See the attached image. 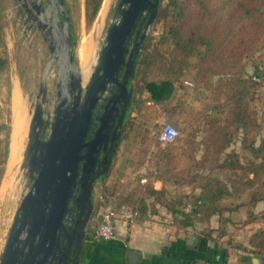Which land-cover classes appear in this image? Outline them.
I'll list each match as a JSON object with an SVG mask.
<instances>
[{
	"label": "trees",
	"instance_id": "1",
	"mask_svg": "<svg viewBox=\"0 0 264 264\" xmlns=\"http://www.w3.org/2000/svg\"><path fill=\"white\" fill-rule=\"evenodd\" d=\"M84 3L85 19L90 24L101 0H85ZM147 15L148 12L142 14L140 19H146ZM168 16H171L169 23L166 21ZM154 19L156 22L163 20L157 46L163 44L165 49L161 51L157 47L156 52L151 51L149 36L137 59L132 79L141 74L144 86L157 105L167 102L174 81L180 82L184 72L192 67L197 83L206 90L207 101L200 109L186 105L183 100L173 105L165 104L163 111H170L182 127L173 141L163 142L165 146L156 151L162 167L152 172L163 182L194 184L199 192L192 193L193 201L190 202L187 195L171 197L167 189H155L151 183H145L146 193L154 197V203L164 205L174 221L183 227L192 225L195 215L209 219L217 214L221 222L229 221L228 216L222 215L223 211L237 208L224 207L220 202L227 196L242 193L248 196L244 203L248 209L243 224L264 220V207L259 211L252 210L257 202L264 201V134L256 142L262 126L251 105L264 79V55L261 53L264 0H167L164 4L159 2ZM253 56L258 62L252 63L253 72L248 74L245 59ZM156 58L170 79L159 83L145 79L148 66ZM200 114L204 126L202 136L198 138L196 121ZM143 135L141 140H147ZM237 139L241 149L248 153H240L232 146ZM198 152H201L199 158ZM181 157L191 163H180ZM214 170H224L228 174L222 178L212 174ZM183 172L191 174L184 176ZM136 182L131 191L121 194L111 190L110 184H104L99 206L112 202L116 206H135L139 215L153 212L154 204L137 193L139 183ZM182 202L190 205L188 211L177 206ZM247 243L237 247L246 250L249 246L248 250L257 254L260 264H264V227H256ZM200 260L211 264L208 259Z\"/></svg>",
	"mask_w": 264,
	"mask_h": 264
},
{
	"label": "water",
	"instance_id": "2",
	"mask_svg": "<svg viewBox=\"0 0 264 264\" xmlns=\"http://www.w3.org/2000/svg\"><path fill=\"white\" fill-rule=\"evenodd\" d=\"M18 2L27 20L47 41L48 56L30 109L19 163L25 190L8 227L0 264H81L85 230L82 227L80 238L75 239L72 232L60 231L62 220L73 209L79 212L82 226L87 222L95 182L100 173L107 175L120 138L117 127L131 104L133 92V87H128L129 78L135 74L160 0H116L103 44L85 83L71 49V17L64 0ZM146 11L147 18L141 20ZM52 65L56 98L49 113L44 103ZM115 118L117 124L111 129ZM100 151L104 153L101 159ZM65 235L63 254L57 240ZM134 257L135 253L129 252L131 262ZM252 264H259V258L253 257Z\"/></svg>",
	"mask_w": 264,
	"mask_h": 264
},
{
	"label": "rangeland",
	"instance_id": "3",
	"mask_svg": "<svg viewBox=\"0 0 264 264\" xmlns=\"http://www.w3.org/2000/svg\"><path fill=\"white\" fill-rule=\"evenodd\" d=\"M16 4L15 7H7V10L1 9L0 10V26L2 27V23H10L14 30V37L16 39V44L18 50L23 53L24 61L28 62L32 61L36 64V71H35V81L33 85V89L30 93V109L32 108V104L34 102L35 93L38 90V82L41 75V72L44 68V65L47 61L48 56V47L47 41L44 39L43 34L40 32L39 29L36 28L33 22L27 20L26 14L23 11L22 7L20 6L18 0H13ZM167 0H160V3H165ZM65 5L67 8H71V12L69 11L71 17V34L73 38V43L71 45V49L74 51L75 58L82 68V62L84 57V47L87 40L92 39L93 44L91 50L90 60L87 64V76L83 80L85 83L89 77L91 70L93 69L95 59L97 56V52L100 46L103 44V39L106 34L107 26L111 21L112 17V10L116 3V0H110L107 6L106 12L104 14L103 20L101 22L99 29L97 30L96 23L99 17V13L101 12L105 0H101L100 4V11L96 13L95 17L93 18L90 24H87L85 19V10L78 11L76 10L78 3L81 2L82 6L81 9H85V3L82 0H64ZM102 5V6H101ZM98 14V15H97ZM145 14V13H144ZM171 16L167 17V22L170 21ZM163 20L158 22L153 20L150 24L149 28L147 29L146 39L150 36L151 37V45L149 49L151 51L156 52V48L158 47L161 51L165 49V45L158 44L157 46V39L160 33L161 24ZM169 23V22H168ZM95 29V30H94ZM97 30V31H96ZM145 39V40H146ZM143 51V48H142ZM262 55H264V44L261 50ZM246 65L245 69L248 74L253 72V65L254 61L258 62L255 59V56L245 59ZM83 70V69H82ZM83 74L85 71L83 70ZM84 76V75H83ZM145 79L151 82H163L165 79H170L164 73L163 68L160 65L159 58H156L154 62H152L145 73ZM55 66L52 65L49 69L47 75V95L46 101L44 103L45 112H52V109L55 104ZM131 84L134 89V96L133 102L129 109L128 117L125 121L124 127L122 129V136L118 146L117 151L113 155V159L109 168V171H112L113 177L117 179L122 185L134 184L136 181L139 182V177L146 176L147 179L145 182L149 180V176H155L157 173H152L147 171H140L137 169L138 165L141 163H145L148 165L149 168L155 167V165H161L159 163V158L155 155L156 151L165 146L163 143H160L157 134L159 129L163 125V123L170 122L172 123L179 131L181 130L182 124L178 120H175L172 117L170 111H163V107L165 104L173 105L178 103L180 100H183L186 105L190 107H194V109H200L202 105L207 101L206 99V90L201 84H198L196 81L195 70L192 67H189L181 77V81H174L172 84V89L169 92V96L167 98V102H163L162 104L154 103L151 99V92L144 86L143 78L141 74L135 76ZM182 84L183 86L180 87L179 85ZM27 87V84L25 85ZM255 98L252 100L251 105L252 108L255 109L256 115L258 120L261 123V129L256 135V139L258 142L261 135L264 134V79L262 81V85L258 86ZM150 99V100H149ZM46 114V113H45ZM202 115H198L196 121V129L198 133V138L202 136L201 129L204 126L203 120L201 119ZM146 133L147 136H144ZM144 134V135H143ZM7 135H8V124H7ZM141 135H143L147 140H141ZM150 135V136H149ZM26 141V137H25ZM24 141V142H25ZM11 142V141H10ZM25 144V143H24ZM23 144V145H24ZM151 145V146H150ZM232 146L239 151L240 153H248L246 150L241 149L239 139L235 140ZM24 147V146H23ZM147 150V153L145 152ZM200 153L198 152L197 156L200 157ZM9 155V153H8ZM8 160V157H7ZM0 161L3 162L4 159L0 157ZM180 163L186 164L191 163L187 158L181 157ZM20 163V161H19ZM19 163L17 165L18 169L16 168V172L14 171V178L11 187L7 190L6 194H2V187L4 181L6 179V170L8 163L0 165V251L3 248V244L6 238V233L8 227L12 221V217L17 206L18 200L25 190V177L23 175V170L20 169ZM20 169V170H19ZM197 169V167H196ZM19 170V171H18ZM107 173V174H108ZM17 174V175H16ZM159 174V173H158ZM190 172H183L184 176H190ZM212 174L218 175L219 177L225 178L228 172L224 170H214ZM107 177L103 176L96 180L95 187L92 193L93 202L96 205L95 214L93 216L92 224H95L97 220V214L99 210V192L101 188V184L104 179ZM17 180V181H16ZM169 184H177L178 188H176V192L172 191L173 195L171 197H178L180 195H187V200L192 202L193 197L192 193H198L199 188L194 186V184H187V183H174L172 181H168ZM14 188V189H12ZM19 189V190H18ZM14 190V191H13ZM13 191V192H12ZM10 193V194H9ZM8 195V196H6ZM7 197V198H6ZM248 200V196L246 193H242L240 196H227L225 197L220 204L224 207H236L237 209L241 208L244 209V203ZM181 209L184 208L186 210L185 202L177 205ZM248 207V206H247ZM253 211H259L262 207H264V201H259L256 203L255 206H252ZM243 212V211H242ZM237 214L236 219L232 224L226 228L228 231L230 229L233 235L229 237L231 244L237 246L242 245V241L246 239L248 233L251 230H254L259 225L264 227V220H259L258 222L249 223L247 226L243 224V213ZM195 217V218H194ZM193 220L196 221L201 219L199 215H195ZM243 224V225H242ZM228 225V224H226ZM90 226V227H91ZM218 232L226 231L224 230V226L220 225L218 228ZM234 231L238 233L234 235ZM217 232V233H218ZM89 235V234H88ZM90 236V235H89ZM89 238V237H88ZM227 239V238H225ZM225 241V240H224Z\"/></svg>",
	"mask_w": 264,
	"mask_h": 264
},
{
	"label": "crops",
	"instance_id": "4",
	"mask_svg": "<svg viewBox=\"0 0 264 264\" xmlns=\"http://www.w3.org/2000/svg\"><path fill=\"white\" fill-rule=\"evenodd\" d=\"M15 3L13 0H0V10L15 7ZM81 6V2L78 3L76 10L84 11V6L83 9ZM71 10L70 8L69 11ZM18 49L13 27L10 23L3 22L2 27L0 26V157L4 161H0V165L8 163L10 141L18 121L16 116L19 113L23 118V144L30 119V93L35 81L36 64L33 60L24 61L23 53ZM160 166L157 164L149 168L143 162L137 169L141 172L144 168L149 172H157L161 169ZM112 175L110 171L102 182L100 198L106 183L110 184L111 190L117 191L116 194L131 191L137 183L122 185ZM142 178L147 179L146 176ZM141 179L137 193L145 197L148 203H153L155 210L140 214L132 223L119 219L116 235L111 239L88 236L82 251L81 264H191L195 259H208L211 264H252L253 257H258L260 264V257L249 251V246L245 250L231 244L228 238L233 233L230 229L226 230L229 224L237 220L235 215L243 211V219L246 217L247 205H243V210L239 208L223 211L222 215L228 216L229 221L221 222L220 216L214 214L209 219H198L192 225L183 227L174 221L172 213L164 205L157 201L154 203V197L145 191V183H151L155 189L165 188L169 196H175L172 191L176 192L178 185L163 182L155 176H149L147 182H141ZM220 225L224 226L226 231L219 233ZM254 230L242 241L243 246L248 245V236ZM237 234L234 231V235ZM131 251L135 253L132 262L129 260Z\"/></svg>",
	"mask_w": 264,
	"mask_h": 264
},
{
	"label": "built area",
	"instance_id": "5",
	"mask_svg": "<svg viewBox=\"0 0 264 264\" xmlns=\"http://www.w3.org/2000/svg\"><path fill=\"white\" fill-rule=\"evenodd\" d=\"M179 135V130L170 122L163 123L159 129L157 138L160 142L173 141ZM142 178L141 182H145ZM190 205L186 206L189 210ZM139 216L135 206L122 204L116 206L111 202L102 203L99 206L97 220L89 229V235L98 239H111L116 235L117 221L122 219L127 223H132ZM191 264H209L204 260H194Z\"/></svg>",
	"mask_w": 264,
	"mask_h": 264
},
{
	"label": "bare ground",
	"instance_id": "6",
	"mask_svg": "<svg viewBox=\"0 0 264 264\" xmlns=\"http://www.w3.org/2000/svg\"><path fill=\"white\" fill-rule=\"evenodd\" d=\"M109 1L110 0H105L104 6H103L101 12L99 13V17L97 19V23H96V27H95V28H97V30L99 29L100 25H102L101 22L103 20L104 14H105L106 9H107V6L109 4ZM92 45H94L93 44V40L92 39L87 40L86 44H85V47H84V50H83L84 57H83V62H82L83 66L81 68V70L83 69L85 71V74H83L84 72L82 70V75H84L83 79H85V77L87 76V68H88L87 64H88V62L90 60V56H91L90 53H91V50H92ZM19 115L20 114L18 113V116H16V117H18V121H17L16 126L14 128L15 129L14 130V135H13L12 141L10 142L11 144L9 146L10 149H9V158H8V165H7L8 167H7V170H6L7 174H6V179H5L3 187H2V194L3 195H5L7 190L11 187L12 182H13V178H14V175H15L14 171L16 172L15 169L16 168L18 169L17 165H18L19 161L21 160V155H22V150H23L22 147H23V136H24V130H23L24 123H23L22 116L21 115L19 116ZM16 120H17V118H16ZM12 189H14V188H12ZM6 196H8V195H6Z\"/></svg>",
	"mask_w": 264,
	"mask_h": 264
},
{
	"label": "flooded vegetation",
	"instance_id": "7",
	"mask_svg": "<svg viewBox=\"0 0 264 264\" xmlns=\"http://www.w3.org/2000/svg\"><path fill=\"white\" fill-rule=\"evenodd\" d=\"M143 18H141V20ZM131 81H132V77L129 78L128 87L132 86ZM133 96H134V89H133V92H132L131 104L127 107V109L125 111V115L123 117V120H122L121 124L117 127V130L120 131V138L118 139V142H117V145H116V148H115V151H114L113 155L115 154V152L118 149V146H119V143H120V140H121V136H122V129L124 127L125 121H126V119L128 117L129 109H130V107L132 105V102H133ZM120 108H121V106H120ZM113 123L114 124H113L111 129H113L114 126L117 124V118H115L113 120ZM103 155H104V153L102 151H100L99 152V159H101V157ZM112 159H113V156H112ZM110 165H111V163H110ZM99 166L101 167L102 165L99 163ZM109 168H110V166H109ZM109 168H108V171H109ZM103 176H104V174L100 173L97 178L103 177ZM91 199H92V197H91ZM92 203H93L92 208H91L90 213L88 215L87 222H86V224L84 226H82L81 222L78 219L79 212L78 211H74L72 209V210H69L68 212L65 213L64 218L62 220V226L60 228V231L62 233H65V234H67L68 232H72V236L75 239H79L80 236H81V233H82L80 229L83 227L84 230H85L84 239L86 241V238L89 236L88 235L89 234V229L91 228L90 226L92 224V220H93V216L95 214V208H96V205L93 202V199H92ZM70 226L72 227L71 229H70ZM57 242H58V245H59V251L62 252L63 254H65V252H66L65 248L67 246L66 235H65V237L59 236ZM74 250H75V248H72V251H74Z\"/></svg>",
	"mask_w": 264,
	"mask_h": 264
}]
</instances>
